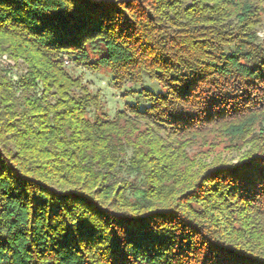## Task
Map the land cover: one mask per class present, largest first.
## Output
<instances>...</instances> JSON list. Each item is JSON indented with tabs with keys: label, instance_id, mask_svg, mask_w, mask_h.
I'll return each mask as SVG.
<instances>
[{
	"label": "trees",
	"instance_id": "16d2710c",
	"mask_svg": "<svg viewBox=\"0 0 264 264\" xmlns=\"http://www.w3.org/2000/svg\"><path fill=\"white\" fill-rule=\"evenodd\" d=\"M78 2L0 0V264H264V0Z\"/></svg>",
	"mask_w": 264,
	"mask_h": 264
},
{
	"label": "rangeland",
	"instance_id": "374dc122",
	"mask_svg": "<svg viewBox=\"0 0 264 264\" xmlns=\"http://www.w3.org/2000/svg\"><path fill=\"white\" fill-rule=\"evenodd\" d=\"M264 36V31L260 33ZM6 66L12 70V76L16 79L21 73V68L15 67V64L3 60ZM69 71L75 76L83 78L84 82L88 84L94 94L99 93L102 96V112L108 115L109 118H114L116 113L121 110L125 104H130L136 101L137 87L128 85L124 90H118L112 82L113 76L105 70L98 72H88L83 67H77L73 64L69 65ZM144 88L155 90L156 92L162 91L160 87L155 84L147 83Z\"/></svg>",
	"mask_w": 264,
	"mask_h": 264
},
{
	"label": "snow or ice",
	"instance_id": "6c2138e0",
	"mask_svg": "<svg viewBox=\"0 0 264 264\" xmlns=\"http://www.w3.org/2000/svg\"><path fill=\"white\" fill-rule=\"evenodd\" d=\"M68 4H77V6H79V2L78 0H68ZM66 6H68L66 4ZM244 177H242L243 179ZM73 223H75V221H73ZM76 227L80 230V232L82 233H88L89 230H90V225L88 223H80V224H77ZM119 252H120V249L117 248L114 250L113 252V256H114V264H120V260H119ZM190 259H194V257H188L186 254H185V264H188V261ZM177 260H178V264H179V259L177 257ZM37 264H39V260H37ZM124 264H133V260L132 259H129V258H125V262ZM138 264V262H137Z\"/></svg>",
	"mask_w": 264,
	"mask_h": 264
}]
</instances>
